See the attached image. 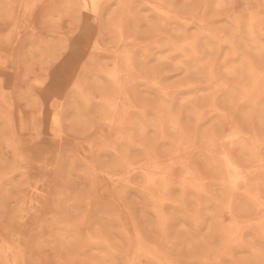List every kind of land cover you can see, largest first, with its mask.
I'll return each mask as SVG.
<instances>
[{
    "label": "rangeland",
    "instance_id": "1",
    "mask_svg": "<svg viewBox=\"0 0 264 264\" xmlns=\"http://www.w3.org/2000/svg\"><path fill=\"white\" fill-rule=\"evenodd\" d=\"M0 236L25 264H264V0H0Z\"/></svg>",
    "mask_w": 264,
    "mask_h": 264
},
{
    "label": "bare ground",
    "instance_id": "2",
    "mask_svg": "<svg viewBox=\"0 0 264 264\" xmlns=\"http://www.w3.org/2000/svg\"><path fill=\"white\" fill-rule=\"evenodd\" d=\"M122 78V77H121ZM122 80V79H121ZM118 104V103H117ZM43 117L42 112L39 111L38 113V118ZM54 124L58 125L59 124V120L58 117L55 116V118L53 119ZM20 123L22 121H19ZM231 167V166H230ZM189 181V180H188ZM193 181V180H192ZM242 181V180H241ZM194 182V181H193ZM198 186V185H197ZM193 187V185H192ZM198 189V188H197ZM34 193V194H33ZM31 193V195L35 196L38 200V202H42L43 199L45 198V196H47V188L43 187L42 189L38 190L36 193L33 192ZM29 198V197H28ZM35 198V199H36ZM27 199V198H26ZM32 199V198H31ZM30 201H28L29 203ZM33 203H29L28 205L31 207ZM36 207V206H35ZM231 215V214H230ZM25 217V216H24ZM27 217V216H26ZM9 228V227H8ZM26 230V227L24 228ZM7 240V239H6ZM25 244L21 243V247H23ZM19 246V245H18ZM21 251L18 250H12L9 248V246L4 243L1 240V236H0V264H25L24 261L21 258Z\"/></svg>",
    "mask_w": 264,
    "mask_h": 264
}]
</instances>
